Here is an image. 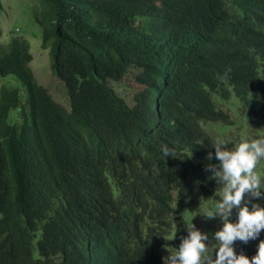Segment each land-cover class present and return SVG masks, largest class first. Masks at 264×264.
<instances>
[{"label":"trees","instance_id":"16d2710c","mask_svg":"<svg viewBox=\"0 0 264 264\" xmlns=\"http://www.w3.org/2000/svg\"><path fill=\"white\" fill-rule=\"evenodd\" d=\"M36 1L69 105L37 83L25 40L0 45V76L25 91L0 89V264H164L190 230L214 259L213 144L264 138V0ZM132 69L131 107L110 82ZM245 204L264 208V192ZM261 241L233 247L251 259Z\"/></svg>","mask_w":264,"mask_h":264},{"label":"clouds","instance_id":"9594fccd","mask_svg":"<svg viewBox=\"0 0 264 264\" xmlns=\"http://www.w3.org/2000/svg\"><path fill=\"white\" fill-rule=\"evenodd\" d=\"M231 69L226 70L220 79L225 80ZM227 142L217 139L213 144L215 159L220 162V171L215 172L224 183L222 201L215 203L213 209L207 212L211 217L219 212L225 223L221 230L214 234V239L219 242L215 251V258L207 254L204 241L208 240L207 234L198 230H190L184 238L179 249L164 261V264H264V241L258 245L257 252L249 259L243 254H237L233 245L240 241L247 244L249 240L259 237L264 230V208L253 205L252 210L247 204L241 206L246 193L252 198H262V176L264 172V138L242 139L236 143L233 150H222L221 146ZM164 158L175 157V150L167 145L161 146ZM209 160L213 159L212 153L208 154ZM239 208L238 222H227V217L233 208ZM192 226H190L191 228Z\"/></svg>","mask_w":264,"mask_h":264},{"label":"rangeland","instance_id":"374dc122","mask_svg":"<svg viewBox=\"0 0 264 264\" xmlns=\"http://www.w3.org/2000/svg\"><path fill=\"white\" fill-rule=\"evenodd\" d=\"M1 5L0 45L3 47L7 45L11 36L25 40L29 45V51L33 57L30 68L37 83L43 86L60 106L68 109L69 103L65 87L51 72L50 50L42 48L41 28L33 16V9L38 5L37 1L1 0ZM136 75L137 71L132 69L122 82H110V86L123 97L131 107L134 104V94L139 88L135 81ZM1 88L18 89L22 98L25 97V91L21 81L13 75L6 77L0 76V89ZM9 122H18V112L16 110L10 112ZM212 133L214 134V132ZM200 215H204V213L200 211L198 216ZM199 218L200 221L202 219H207L205 217Z\"/></svg>","mask_w":264,"mask_h":264}]
</instances>
